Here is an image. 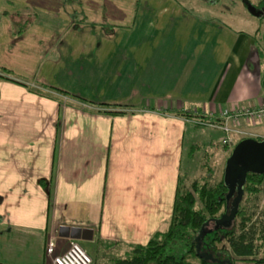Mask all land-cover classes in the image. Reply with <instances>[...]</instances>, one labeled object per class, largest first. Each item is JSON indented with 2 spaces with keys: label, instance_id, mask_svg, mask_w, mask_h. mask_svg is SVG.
Returning a JSON list of instances; mask_svg holds the SVG:
<instances>
[{
  "label": "crops",
  "instance_id": "obj_1",
  "mask_svg": "<svg viewBox=\"0 0 264 264\" xmlns=\"http://www.w3.org/2000/svg\"><path fill=\"white\" fill-rule=\"evenodd\" d=\"M90 1L68 0L77 9L54 20L53 0H29L21 9L46 15L8 46L0 39V66L53 95L0 78V262L50 264L48 244L64 252L73 228L115 255L147 244L172 214L194 120L175 111L264 104V15L249 30L178 0ZM58 32L72 36L61 64L29 52Z\"/></svg>",
  "mask_w": 264,
  "mask_h": 264
},
{
  "label": "trees",
  "instance_id": "obj_2",
  "mask_svg": "<svg viewBox=\"0 0 264 264\" xmlns=\"http://www.w3.org/2000/svg\"><path fill=\"white\" fill-rule=\"evenodd\" d=\"M260 2L264 4V0ZM8 15H13L14 19L24 22V26L14 32L15 35L23 34L38 20V13L30 6H25L16 12L0 9V37L1 19ZM256 38L259 41L260 38ZM0 78L24 84L34 93L53 97L49 90L16 79L13 70L5 66H0ZM50 90L65 94L61 90ZM103 107L107 106L103 105ZM105 112L126 113L123 110ZM175 114L187 119L193 117L192 114L182 113L179 110L175 111ZM201 117L205 118L203 114ZM248 138L263 139L244 136L239 142ZM199 148V145L192 144L190 156ZM227 170L228 168L224 171L222 179L216 183H211L209 179L202 177L195 179L191 186L185 185L186 179L180 172L173 211L167 227L155 231L147 244L127 246L128 249L122 256L111 253L113 243L98 241L93 248L86 244L84 247L93 255L95 261L93 264H264V210H262L263 214L256 217V210L253 209L254 206L251 207L252 199L258 197L263 190L264 172L247 173L243 185L244 194L232 221L221 225L215 223L213 227L212 223L206 224L228 213L232 209L233 195L238 194L237 180L228 178ZM103 252H105L103 257L105 262L98 263V255ZM0 264L15 263L0 262Z\"/></svg>",
  "mask_w": 264,
  "mask_h": 264
},
{
  "label": "rangeland",
  "instance_id": "obj_3",
  "mask_svg": "<svg viewBox=\"0 0 264 264\" xmlns=\"http://www.w3.org/2000/svg\"><path fill=\"white\" fill-rule=\"evenodd\" d=\"M88 1V0H86ZM95 1V0H94ZM94 1H90L87 7H91L92 4H96ZM99 0H96L98 2ZM246 1H250L253 5L259 7L261 0H178L182 9L190 10L195 16L202 18L217 17L223 21H232L242 19L243 25L247 29L251 30L255 25L260 24V19L252 15L247 8ZM53 5L49 6L50 15L54 20H63L66 15V11L69 9H77V5L66 6L67 0H53ZM25 3H29V0H0V9H9L13 12L19 11ZM91 5V6H90ZM55 14V15H54ZM46 14L41 12L37 15V19L44 17ZM79 18H75V25H78ZM126 23V22H120ZM128 24V22L126 23ZM92 25V24H91ZM24 26V22L18 19H14L13 15L3 16L1 19V45L8 46L12 40L11 33L17 31L20 27ZM126 29V28H125ZM124 35L121 33L120 36ZM15 38V36L13 37ZM34 39V38H31ZM28 40V46H37V43ZM71 40L70 33H56L55 36L49 40L43 38V41L39 43L36 49H30L29 52H42L44 56H48L52 61L61 64L64 60L63 51L66 50L67 44L65 40ZM92 41V38H89ZM120 39V38H119ZM119 39L117 41H119ZM74 44H78V40L73 39ZM115 44V43H114ZM62 48V50H61ZM61 50V51H60ZM40 72V71H39ZM203 118L199 113L193 114V122H190L187 127L185 136L184 154L181 163V172L185 180L186 186H191L195 179L205 177L206 180H210L211 183H216L224 176L226 170V162L230 157V152L234 149L236 144L241 139L237 134H231L233 137V143L229 145L223 144L224 132L219 129H213L208 126H204L198 121ZM247 128L253 132L260 134L264 137V120H256L252 123L246 121ZM234 126V125H233ZM251 133V132H250ZM192 144L199 145V149L190 156V148ZM235 193L232 200L236 198ZM255 209L256 217H259L264 210V185L262 192L258 197L252 199L251 207ZM221 213V212H220ZM211 226H215V222L211 221ZM83 245V243L80 241ZM84 247V245H83ZM85 248V247H84ZM50 256V255H49ZM93 257V255L91 254ZM93 259V263H94ZM105 262L103 258L98 260V263ZM92 263V264H93Z\"/></svg>",
  "mask_w": 264,
  "mask_h": 264
},
{
  "label": "built area",
  "instance_id": "obj_4",
  "mask_svg": "<svg viewBox=\"0 0 264 264\" xmlns=\"http://www.w3.org/2000/svg\"><path fill=\"white\" fill-rule=\"evenodd\" d=\"M197 113L199 112L197 111ZM243 120L249 123L256 120H264V104L256 108L226 107L219 111L212 110L208 112V117L206 119H202L198 121V123L224 132L223 144L230 146L233 143L231 134L253 136L251 133L239 127ZM56 248V243L50 241L47 247V253L52 256L50 264L93 263V257L78 239H70L67 249L60 254H55Z\"/></svg>",
  "mask_w": 264,
  "mask_h": 264
},
{
  "label": "water",
  "instance_id": "obj_5",
  "mask_svg": "<svg viewBox=\"0 0 264 264\" xmlns=\"http://www.w3.org/2000/svg\"><path fill=\"white\" fill-rule=\"evenodd\" d=\"M246 5L248 8V11L258 17L261 18L264 15V10L261 8H258L257 6L253 5L250 1H246ZM251 159V160H256L258 158L264 159V139L262 140H256L254 138H248L241 140L235 147L228 158L226 162V168L227 170V177L237 180V196L234 200H232V209L228 212L223 214L219 218H215L213 222L217 224H223L225 222H230L232 221L238 210H239V204L242 200L244 191H243V185L246 181L247 178V173L249 171H254V172H264V170H259L255 168L253 165H239L237 162L242 158L246 159L245 157ZM240 158V159H239ZM211 221H208L206 224L209 225ZM68 236V235H66ZM202 236V231L200 233V237ZM72 238L75 239H80L82 238L80 235V230L78 228H73ZM200 250V249H199Z\"/></svg>",
  "mask_w": 264,
  "mask_h": 264
},
{
  "label": "flooded vegetation",
  "instance_id": "obj_6",
  "mask_svg": "<svg viewBox=\"0 0 264 264\" xmlns=\"http://www.w3.org/2000/svg\"><path fill=\"white\" fill-rule=\"evenodd\" d=\"M258 8H261L264 10V4H261L259 5ZM246 159H243L242 160L240 159L237 164L239 165H253L255 168L259 169V170H264V159L262 158H258L256 160H251L247 157H245ZM234 180V179H233Z\"/></svg>",
  "mask_w": 264,
  "mask_h": 264
}]
</instances>
